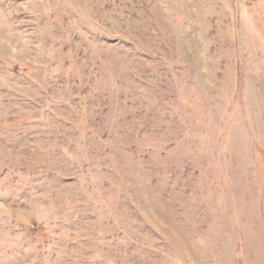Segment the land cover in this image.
<instances>
[{"label": "rangeland", "instance_id": "rangeland-1", "mask_svg": "<svg viewBox=\"0 0 264 264\" xmlns=\"http://www.w3.org/2000/svg\"><path fill=\"white\" fill-rule=\"evenodd\" d=\"M0 264H264V0H0Z\"/></svg>", "mask_w": 264, "mask_h": 264}]
</instances>
